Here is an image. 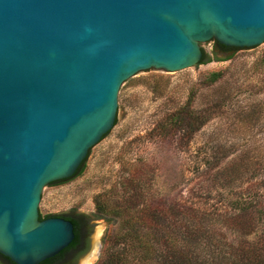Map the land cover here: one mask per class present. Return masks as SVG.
Instances as JSON below:
<instances>
[{
  "label": "water",
  "instance_id": "water-1",
  "mask_svg": "<svg viewBox=\"0 0 264 264\" xmlns=\"http://www.w3.org/2000/svg\"><path fill=\"white\" fill-rule=\"evenodd\" d=\"M264 42V0H0V254L40 264L74 239L39 218L114 126L122 82L199 65L202 44Z\"/></svg>",
  "mask_w": 264,
  "mask_h": 264
},
{
  "label": "rangeland",
  "instance_id": "rangeland-1",
  "mask_svg": "<svg viewBox=\"0 0 264 264\" xmlns=\"http://www.w3.org/2000/svg\"><path fill=\"white\" fill-rule=\"evenodd\" d=\"M202 48L213 57L215 41ZM217 58L177 72L139 71L122 82L114 126L78 173L41 191V216L81 223L80 242L59 264L104 259L127 214L137 217V229L163 233L160 244L149 237L159 254L172 255L161 249L165 241L181 253L188 247L209 254L213 244L250 243L264 232V42ZM212 72L220 75L209 82ZM184 106L207 118L186 142L168 118ZM97 199L106 204L104 215L95 210ZM0 264L7 262L0 257Z\"/></svg>",
  "mask_w": 264,
  "mask_h": 264
},
{
  "label": "trees",
  "instance_id": "trees-1",
  "mask_svg": "<svg viewBox=\"0 0 264 264\" xmlns=\"http://www.w3.org/2000/svg\"><path fill=\"white\" fill-rule=\"evenodd\" d=\"M234 47H227L222 44H219L215 41V48L212 50L213 57L210 56L202 48L203 54L199 64L206 63L212 59L220 60L217 58V53H224ZM219 72H212L208 75L207 79L209 82H214L218 77ZM188 106V105H187ZM187 106L180 108L179 110L168 115V118H172V125H169V129L173 132H178V137L182 141H189L193 134L198 131L207 121L206 116L202 113L195 111H190L187 114L185 109ZM184 115L188 116L185 118ZM81 168V167H80ZM80 168L76 173L80 171ZM67 180V179H66ZM51 182L49 185L55 184L57 182ZM246 202L244 198L239 203L243 204ZM239 204H236L234 209H239ZM251 208V203H248L244 209ZM131 209V207H129ZM95 210L104 215L107 212L106 204L104 201L100 202L98 199L95 204ZM264 211L259 214V216L264 217ZM110 213V212H109ZM50 216H60V215H45L41 216L39 213V218L44 219ZM238 218H240L238 216ZM254 215L250 213L249 219L253 220ZM137 217L132 215L124 216L122 220V226L120 234H115L114 247L107 254V256L99 261L97 264H264V232L256 239H253L252 242L247 243L243 241L237 246L226 244L225 248H221L213 244L209 251V254H200L196 253L195 250L188 248L185 252L181 253L176 250L177 247L174 244L165 241L161 249L170 252L172 250V255L166 254L165 252L159 254V247L152 245V242L149 241V237H153L155 242L159 240V244L162 240L163 233L151 232L149 230H144L142 228L137 229L134 223V220ZM74 226L75 237L73 241L62 251H60L54 257L48 258L41 262L40 264H59L64 258L65 254L74 249L79 243V237L77 233V228L79 226V221L75 218L69 219ZM245 223V225H244ZM242 223V227L248 226L247 222ZM246 230V229H245ZM249 232H244V235H247ZM162 243V242H161ZM178 249V248H177ZM7 264H14L7 257L0 254Z\"/></svg>",
  "mask_w": 264,
  "mask_h": 264
},
{
  "label": "flooded vegetation",
  "instance_id": "flooded-vegetation-1",
  "mask_svg": "<svg viewBox=\"0 0 264 264\" xmlns=\"http://www.w3.org/2000/svg\"><path fill=\"white\" fill-rule=\"evenodd\" d=\"M60 217H63V218H65V219H70V218H74V217H71V216H68V215H65V214H63V215H60ZM76 219V218H75ZM76 220H78V219H76ZM79 221V220H78ZM80 228H81V223H80V221H79V226H78V228H77V235H78V237H79V242H80Z\"/></svg>",
  "mask_w": 264,
  "mask_h": 264
},
{
  "label": "bare ground",
  "instance_id": "bare-ground-1",
  "mask_svg": "<svg viewBox=\"0 0 264 264\" xmlns=\"http://www.w3.org/2000/svg\"><path fill=\"white\" fill-rule=\"evenodd\" d=\"M98 249V248H97ZM92 254V253H91ZM89 256V255H88ZM87 256V257H88ZM97 256V252L96 253H94L91 257L93 258V257H96ZM92 260H94V259H88V262H90V261H92ZM87 261V260H86ZM87 264H89V263H87Z\"/></svg>",
  "mask_w": 264,
  "mask_h": 264
}]
</instances>
